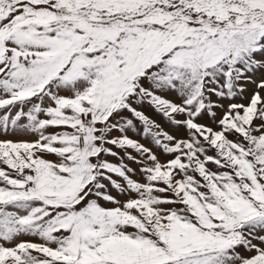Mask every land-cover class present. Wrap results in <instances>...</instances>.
I'll list each match as a JSON object with an SVG mask.
<instances>
[{"label": "snow or ice", "instance_id": "6c2138e0", "mask_svg": "<svg viewBox=\"0 0 264 264\" xmlns=\"http://www.w3.org/2000/svg\"><path fill=\"white\" fill-rule=\"evenodd\" d=\"M257 72L264 0H0V264H264Z\"/></svg>", "mask_w": 264, "mask_h": 264}, {"label": "rangeland", "instance_id": "374dc122", "mask_svg": "<svg viewBox=\"0 0 264 264\" xmlns=\"http://www.w3.org/2000/svg\"><path fill=\"white\" fill-rule=\"evenodd\" d=\"M262 75H264V74L257 72V73L253 76V79L258 80L259 78H261ZM245 87H246V89H247V91H245V93H244L245 96H249V95L252 93V91L255 89V85L252 84V83H248V84H246ZM213 99H215V97H213ZM227 102H228V101H223V103H227ZM236 102H245V101H241V100L237 99ZM144 111H145L146 114L149 115L152 119H154V120H156L158 123H160L161 126H162L165 130H167V131H169V132H173V131H174L169 125L165 124V123L163 122V120H162L158 115H156V114H155L150 108H145ZM217 111L219 112V110H217ZM201 122H207V121H206V120H201ZM50 131H51V130H50ZM113 135H118V133H113ZM129 135H130V136H133V133L129 132ZM7 138L14 139V140H15V139H29V140H31V139H34L35 137H33V136H25V137H20V136H9V137H7ZM133 138L138 139V140H140L141 143H145L146 145H148L149 147H151V145L148 143L147 140L140 139V137H138V136H133ZM113 150H114V151H118V150L115 149V148H114ZM153 150L155 151V149H153ZM121 155H123V153H121ZM133 155H135V153H133ZM52 158H54V157H52ZM107 158H108L111 162H114V163H118V162H119L115 157H111V156H109V157H107ZM164 158H165V157L161 156V159H164ZM125 162H126V163H129L130 166L133 167V168H136V167H137L136 164L131 163L130 161H125ZM209 166L211 167V165H209ZM114 178H116V177H114ZM134 178H135V177H134ZM25 238H29V239H30L31 237H25ZM239 251L243 252V249H240ZM244 254L247 255V253H244Z\"/></svg>", "mask_w": 264, "mask_h": 264}]
</instances>
